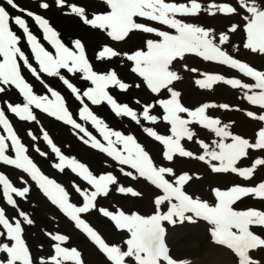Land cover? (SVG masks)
<instances>
[{
	"label": "snow or ice",
	"instance_id": "obj_1",
	"mask_svg": "<svg viewBox=\"0 0 264 264\" xmlns=\"http://www.w3.org/2000/svg\"><path fill=\"white\" fill-rule=\"evenodd\" d=\"M65 0H58L59 6L63 7ZM110 11L104 14H94L90 19L85 8L70 5L71 12L79 16L83 22L93 28L106 31L107 35L114 41L121 42L130 38L134 31L144 33H155L161 39L148 40L147 50H137L132 54H124L134 67L132 71L143 78L147 87L156 94L167 89L171 93V98L158 101L164 110L162 119L171 125V135L165 136L158 134L151 128L145 131L155 140L161 142L165 147L164 156L168 161H172L174 156L194 157V153L186 150L181 141L183 139L192 140L196 135L190 125L193 123L201 125L203 128L212 131L220 139L213 141L215 148H210L209 144L200 141L204 149V155L194 158L211 164L212 161H219V166L212 165V171L216 173H237L245 179H251L256 168L264 165V158L255 159L252 167L240 168L237 163L249 155V149H264V129L258 132L255 143L239 135H234L229 130V125H222L219 119L211 118L206 114V110L213 105L204 104L203 106L190 110L185 107L179 97L180 93L174 91L170 86L174 81L181 79L178 73L171 70L173 61L184 59L186 54H195L205 60L217 61L232 68L239 69L246 76L255 80V85L242 84L236 79L226 80L220 75H207L205 79L198 80L197 84L201 88L211 89L217 82L223 81L233 87L245 89H259L251 95H247V100L261 108H264V71H259L234 59L215 42L212 30L185 23L177 19V15L195 16L198 15L202 6L197 0H192L190 5L168 3L166 0H105ZM242 9L247 15L243 16L244 31L246 32V42L244 47L253 51L264 53V0H238ZM6 4L12 9L26 12L27 16L33 17L45 33L48 40L55 49V54L49 52L39 42L38 38L31 33L27 21L21 16H12L4 6H0V84L4 86H14L23 95L25 103L7 105L8 109L21 120H35L36 117L31 110V106L41 109L43 112L61 120L80 132L85 133L93 148L106 153L121 165H129L142 177L161 190L162 194L154 199L155 211L151 215H141L137 212L131 214L118 210L113 213L106 209H100L101 213L110 218L117 229L126 231L129 237L125 240L126 250H122L119 245H109L87 222L81 219L82 213H87L96 207L98 196H107L110 186L116 183V177L112 174H103L97 177L86 165L80 163L75 158H69L61 154L60 149L53 144L47 132L44 139L52 146L53 151L59 156L61 163L57 164L61 171L65 167L71 168L84 180H86L94 191L81 192L85 203L77 206L69 201V194L56 181L45 176L37 165L26 155L27 149L17 136L11 122L7 118L5 111L0 108V126L3 127L7 135H0V162L15 166L27 172L46 196L56 204L78 228L99 247L106 255L110 264H191L189 260L177 261L170 255V249L166 243L167 227L175 226L177 223L195 222L197 219L207 221L211 227L213 241L231 250L238 257V264H260L259 260L254 259L250 253L255 250H264V237L255 234L252 226L264 227V211L257 209L236 210L233 205L237 201L247 196H255L264 199V182L256 187L233 186L228 190L214 189L216 203L214 205L199 197H193L185 191V185L193 177L188 173L176 175L170 167H158L153 162L149 153L140 145L132 135H124L119 131L111 130L108 125L84 105L80 112V117L85 121H91L102 134L107 145L97 140L91 133L73 119L72 114L66 107L65 100L59 92L51 91L55 98L49 99L47 96L36 95L32 86L21 74L20 63L17 57L23 60L33 75L40 79L37 69L28 61V58L21 51L19 45L20 38L13 32L10 22L14 21L24 33L27 34L28 43L42 72L49 76H59L65 85L76 94L78 99L87 97L93 104L99 105L107 102L117 116H127L140 123L137 113L127 104L121 105L107 91L109 86H117L120 90L126 91L130 85L121 81L115 70L108 73H97L86 57L84 45L80 40H76L75 47L78 51L70 50L59 39L58 33L50 26L48 20L31 11L19 8L16 0H6ZM47 9L49 5H41ZM214 9V10H213ZM210 14L215 13L237 14L238 9L229 4L213 5L208 9ZM143 17L151 21L167 25L175 30L176 34L168 31H160L156 28L138 23L136 18ZM239 26L233 25L230 31L235 32ZM227 35H221L220 44L228 41ZM121 53L110 46H104L99 51L97 58L100 60L111 59L120 56ZM67 69L68 72L75 74L83 73V79L88 80L94 87L83 92L74 86L69 80L64 78L60 70ZM5 87H0V93L5 91ZM155 105L145 106L143 118L151 122H157L158 117L150 115V108ZM225 109L228 105H220ZM186 113L189 119H185L181 114ZM248 116L264 121V115L256 117L254 113L248 112ZM115 137V139H113ZM83 139V137H81ZM33 139L35 137L33 136ZM231 140L230 143L226 142ZM15 151V157L7 155L9 144ZM122 145V149L117 147ZM39 151V149H37ZM45 155L44 153H41ZM132 176L131 172L125 173ZM172 176L174 180L167 177ZM136 178V177H134ZM0 185H3L4 196L9 204L15 206L16 201L12 194L21 197L29 191L26 187L23 190L17 189L9 179L0 174ZM77 191H81L77 187ZM118 191L122 194H131L139 197L142 194L133 188L120 186ZM166 205V211L161 206ZM27 223L31 225L33 221L25 213L21 212ZM0 225L6 230L0 232V236L6 238L5 243H0V253L5 254L0 259V264H34L33 256L28 245L23 238V227L21 222L16 220L13 224L0 209ZM53 241L54 255L48 259L40 258V264H84L82 253L76 248L63 247L68 237L62 234H49Z\"/></svg>",
	"mask_w": 264,
	"mask_h": 264
},
{
	"label": "rangeland",
	"instance_id": "obj_2",
	"mask_svg": "<svg viewBox=\"0 0 264 264\" xmlns=\"http://www.w3.org/2000/svg\"><path fill=\"white\" fill-rule=\"evenodd\" d=\"M200 1L202 6L201 12L195 16H187L183 21L185 23L199 25L205 29L212 30L215 42L222 50L226 51L234 59L247 63L254 69L264 71V53L253 52L244 47L247 37L246 32L244 31V25L246 22L244 21L243 16L247 15V13L240 7L238 0ZM70 2L71 1L66 2L64 7ZM257 2L259 3L260 0H257ZM50 4H52L51 1ZM222 4H229L236 7L238 13L223 14L217 12L215 15L210 14L208 10L210 6ZM54 8L51 7V9ZM55 11L58 15L60 14L57 11V8ZM51 12L55 14L54 11ZM70 15L72 17H70ZM66 16L69 17L60 16L62 18L59 21H56L58 24L60 23L59 25L52 19V22L62 31V36L66 41L69 39L67 38L69 37V34L78 35L84 38L83 35L76 31L80 29L78 28V25L83 29L92 32L81 25L82 22L76 14L70 12ZM68 25H74L76 28L68 27ZM233 25L239 26L235 32L230 31ZM94 32L100 34L97 31ZM221 35H227L229 37L228 41L224 44H220L219 38ZM100 36V41H104V37L101 34ZM136 36L132 35L130 36V39L135 40ZM143 37L144 36L139 37L140 41L134 43L135 47L141 46ZM130 42L131 41L125 42L124 46H121L122 48L118 50L119 53L123 50L120 56L122 61L120 64L116 61L117 58H119L118 56L113 60L104 63L109 64L108 67L95 65V68L99 71L114 69L121 81L124 83H127L126 81H128L130 83V87L126 91L114 87L109 90V94L111 96H118L121 105L127 104L132 108L137 113L140 123H137L127 116H117L115 112H109L107 107H99L95 109L98 118L110 125L113 131H117L118 128L123 127L126 132H131L135 135L137 142L149 153L156 166L170 167L174 170L177 176L183 173L191 175L193 179L185 185V191L191 194L194 198L199 197L201 200L207 201L212 205L216 202L213 192L214 189L219 188L221 190H228L237 185L243 187H256L259 183L264 182V165L256 168L251 179H245L237 173L232 172L215 174L216 172L212 171V165L219 166V161H212L211 164H209L207 159L205 161H200L194 158L195 156L204 155V149L202 148L200 141L209 144L210 148H215L213 141H218L220 139L219 137H216L212 131L205 129L196 123L190 125L191 129L196 134L193 139L187 140L185 138L181 141L182 146L186 150L194 153V157L189 158L176 155L172 161H168L165 158L164 152L166 149L164 145L151 137L145 129L151 128L158 134L165 136L171 135V125L162 119L163 108L158 103L160 100L170 99L171 93L167 89L162 90L159 94L153 93L152 91L145 90V88L139 86L136 79H131V73L128 71V61L126 55H124L133 46H130ZM171 70L178 73L181 79L174 81L170 87L174 91L180 93L179 99L185 107L190 110H195L204 104L213 105L206 110V114L209 117L219 119L222 125H229V130L234 135H239L242 138L255 143L258 138V132L261 129H264V122L256 124L257 120H255L254 117L248 116L247 113L252 112L255 116L260 114L264 115V108L251 104L247 100V95L258 92L259 89L233 87L223 81L215 83L211 89L201 88L197 84L198 80L205 79L207 75H220L226 80L236 79L241 81L242 84L255 85L252 83L253 80H251L250 77L229 65L205 60L202 57L195 59L193 56H188V54H186L182 60L177 59L173 61ZM225 104L228 105L229 108L225 109L220 107V105ZM151 105L155 106L150 108V115L157 116L159 118L157 122H151L143 118L144 107ZM181 115L185 119H189L186 113H182ZM33 125L37 126V123L34 122ZM16 128L19 132L21 126ZM50 129L51 132L54 130L52 127ZM40 140L42 146H45L48 150L50 160L54 161L56 165L60 164V158H56V153L51 148V145L44 139L42 134H40ZM52 142L60 149L62 155L69 158H75L86 166L88 164L94 173L105 170L116 177V183L110 186L109 194L107 196L101 195L97 197L95 202L96 207L92 210L94 215L88 216L91 217L92 226L95 227L105 239H108L109 242H113L115 245L121 246L122 250H126V245L121 244V241L122 238L128 236V233L126 231H121V234L113 233L109 223L113 224L114 222L110 218L104 216L100 209H106L113 213L118 210H123L127 214L137 212L145 216L151 215L155 211L154 199L162 194L161 190L157 189L150 182L147 183L142 180V177H137L133 174L132 176L126 175L125 173H128V170H124L118 166L106 167L107 162L105 159L96 153V156L101 158L102 161L96 157V163H93L89 158V149L83 146L77 139L70 136H66V140L54 137L52 138ZM226 142L230 143L231 140L229 139ZM29 152L31 156L38 157V155L32 151ZM260 158H264V149H249V155L242 158L237 163V167H252L255 159ZM47 160L49 159H46V161ZM45 164L49 169L47 162H45ZM62 172L72 181L80 183V187L83 191L88 192L89 190H94L92 185L86 180H84V182L78 180V174L73 172L71 168L65 167ZM54 174L60 182L63 181L64 177L60 171H57ZM167 178L169 180H174V177L172 176H168ZM120 186L133 188L142 195L136 197L131 194H122L118 191ZM64 188L70 193L71 199L75 205L83 206L85 199L72 194L68 186H64ZM23 206L27 215L34 218V224L31 225V228H27V232L30 231V233H32L30 236H34V241L32 240L36 252V255L33 258L34 264H40V258L48 259L52 256L49 246L45 242V231H52L51 233H67L69 240L66 247L78 249L82 253L84 264H110L103 259L86 240L79 238L75 229L67 224H62V218L54 211V209L49 207L41 199V196L35 188L32 187L31 192L26 195L23 200ZM233 207L236 210L257 209L264 211V199H259L255 196H247L242 198V200L237 201ZM161 208L163 211H166V205H162ZM203 221L204 220L202 219L196 220L195 222L185 221L182 224L177 223V227H172L169 224H166V243L170 249V255L178 261L189 260L191 261V264H235L236 260H234L228 252L219 247H215L208 242L205 227L202 223ZM251 229L255 234L264 237V227L252 226ZM110 234L112 235L110 236ZM250 255L254 259L259 260L260 264H264V250L252 251Z\"/></svg>",
	"mask_w": 264,
	"mask_h": 264
},
{
	"label": "bare ground",
	"instance_id": "obj_3",
	"mask_svg": "<svg viewBox=\"0 0 264 264\" xmlns=\"http://www.w3.org/2000/svg\"><path fill=\"white\" fill-rule=\"evenodd\" d=\"M68 4V3H67ZM49 15L51 16V18L54 20V21H56V20H60L61 18L60 17H58L56 14H54V13H52L51 11H49ZM72 15V14H71ZM58 17V18H57ZM60 24V23H59Z\"/></svg>",
	"mask_w": 264,
	"mask_h": 264
}]
</instances>
